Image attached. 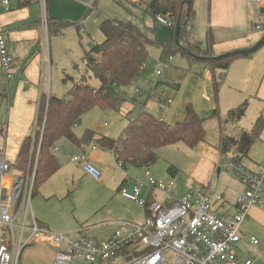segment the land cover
Returning <instances> with one entry per match:
<instances>
[{
  "label": "rangeland",
  "instance_id": "1",
  "mask_svg": "<svg viewBox=\"0 0 264 264\" xmlns=\"http://www.w3.org/2000/svg\"><path fill=\"white\" fill-rule=\"evenodd\" d=\"M141 1L145 3L150 0ZM17 3V0H12L10 10H5L1 5L0 8L3 13L11 14L16 11L14 8L17 7ZM29 9L31 15L36 17L35 20L39 21L38 4H31ZM142 10L132 3L124 2L121 5L114 0H83L82 2L73 0H49L47 3V16L49 19H54L58 23H61L63 28H60L61 34L56 33L50 36L49 45L52 64L49 74L47 72V66H43V69L46 71V84L43 86L40 85L39 95H41L42 88L46 95L52 94L56 97H63L72 86V80L69 79L64 83L63 78L68 76L76 81L80 79L81 75L85 74V64L81 59L84 57L85 52L90 50L91 44L101 43L103 41L102 34L99 30V23L105 17L120 21H135L141 19V27L148 26L155 28V35L158 40H169L167 36H171L172 28L154 24L152 18L146 14L144 15ZM77 27H79L78 30ZM253 33L260 39L264 36V31L256 32L253 30ZM11 48L9 47V50L12 56H14V48L12 46ZM263 50L264 45L260 46L254 52L258 54ZM154 53L155 49L152 47L149 51L145 68L137 81L128 87L117 88L118 94L116 96L121 100L114 109H102L99 106H95L79 118L73 127V133L78 139H81L87 130L105 137L117 139L121 135L123 128L129 124L130 119H136L143 111L159 118L157 105L160 106L161 104L156 99L148 100V92L145 88L146 81L156 83L160 80L156 76V62L154 61L156 54ZM173 64L177 69L191 70L192 73L197 74L199 77H202L205 68L202 64L192 62L188 57L181 56L180 54L173 56ZM1 80L0 87H4V82ZM88 82L91 86L99 87L100 85L99 81L93 76L88 78ZM136 87L143 90L144 93L138 94L135 91ZM161 89L165 88L161 87ZM212 90L214 92L213 83ZM218 96L217 93V98ZM172 99L175 101L174 97ZM145 103H147L146 106H144ZM190 103L193 107L195 106L193 102ZM209 112H211V109L207 111V107L202 106L199 113L205 117ZM217 120L218 117H213L204 121V129L206 131L205 143L213 144L218 139L219 127ZM6 121L7 113L5 103H0V132L3 126V132L0 133L1 149L6 139L3 136V133L7 129ZM35 121L36 113L34 114L32 125ZM93 146L96 149L97 156L104 161L103 167L97 166L100 170H103L101 171L102 176L99 180H93L83 172L78 171L77 169H79L80 164L71 161L74 156L80 155L82 151L91 153ZM56 147L58 151L55 152V156L60 164V168L38 188L37 194L30 199L27 224L30 225L32 218H34L38 225L47 228L51 232L64 233L70 239L77 238L78 235H76V232L82 228L87 229L85 232L87 236L96 239L106 238L112 233V229L114 231L122 229L119 226L114 228L109 225H103L101 222L115 220L117 215V217H121V214L128 211L129 207L124 204V199L116 192L117 185L125 177L124 172L128 175L124 188L129 194H132V182L135 180L144 181V174L149 172L150 177L164 184L173 180L176 185L177 196H182L188 191L187 186L191 172L187 171L188 166L194 164V156L201 153L198 147L191 151L183 144L178 143L161 148L158 151L159 160L153 166L135 168L128 164H124V167H121L119 162H116L115 156L94 143L78 147L69 140L62 139L56 143ZM249 158L252 159V156L247 154L243 158V161L250 163ZM169 164L176 166L178 169L175 177H171L166 171ZM244 165L246 164L244 163ZM248 168L251 169L253 166L248 165ZM105 169L107 171H104ZM218 187L220 188V185L217 182L210 183L209 189L213 195L220 191ZM140 197L142 198V196ZM125 201H128L136 209L138 213V220L136 222L143 221L145 218L144 209L128 199ZM55 250L56 248L53 245L32 242L23 249L19 264H53ZM247 255L251 256L248 250ZM244 256L241 253H237L239 261Z\"/></svg>",
  "mask_w": 264,
  "mask_h": 264
},
{
  "label": "crops",
  "instance_id": "2",
  "mask_svg": "<svg viewBox=\"0 0 264 264\" xmlns=\"http://www.w3.org/2000/svg\"><path fill=\"white\" fill-rule=\"evenodd\" d=\"M126 1L135 5L142 2L141 0ZM34 3L38 4L36 0H32L27 7H16L14 8L16 11L11 14L3 13L0 8V30L6 36L8 46L10 48L12 46L15 51V54H13V75L7 86L5 85L4 76L0 70V80L2 79L4 82V87H0V103H5L7 113V129L3 133L6 139L4 140L3 148H0V153H3L4 158L11 165L16 160L22 141L31 133V129L34 127L35 122L33 125L32 122L34 114H37V106L41 96L39 95L40 85L43 86L46 84V71L43 69L44 65L42 63L39 46L42 30L39 21L35 20L36 17L31 15L29 9V6ZM193 8L196 16L191 27L192 38L195 41L204 43L207 33L211 32L216 42L215 51L218 55L233 50L249 48L260 39L253 33V21L258 14L264 15V3L255 6L246 0H194ZM161 26L167 27L165 25ZM78 29L79 27H77ZM168 32L170 33V31ZM167 37L172 39L173 30L171 36ZM153 48L155 49L154 54H156L154 61L156 62L157 71L160 49L158 47ZM47 72L49 74L48 67ZM158 77L160 80L156 82L158 85L157 90L165 91L171 99L173 97L175 98V101L172 99L173 102L170 105L161 102H159L161 104L160 106L157 105L159 119L164 120L168 124L172 125L178 121H182L185 116V108L190 102L194 103V109L198 113L202 109V106H206L207 111H210V109L213 111L218 108V139L213 144H208L204 141L197 146L200 148L201 153L194 156V164L188 166L187 171L191 172L187 190H189L194 182L206 184L208 187H210V183L217 182L220 185V188L218 187L220 191L217 194L224 200V205L219 207L218 214L223 216L233 213L234 204L237 197L243 192V187L234 174L226 173L219 168L222 155L216 149V145L222 132L227 136H237L241 131H251L259 117L264 120V50L258 54L253 52L248 57L235 59L230 64L228 69L220 75L219 96L217 100L212 90V75L206 67L203 70L202 77H199L197 74L192 73L191 70L177 69L173 64L172 58L168 67L163 70V75ZM149 82L153 81L145 82L146 90H148L147 83ZM92 87L98 88L95 86ZM161 87L165 89H161ZM137 90L141 89L136 87L135 91L137 92ZM49 91L51 92L50 88ZM141 91L144 93L143 90ZM116 93L118 94L117 89ZM41 94H45L42 88ZM123 100L125 99L123 98ZM148 100L152 99L148 97ZM243 103L247 104L244 116L236 123H224L228 112ZM133 119H130V121ZM204 123L203 128L205 127ZM2 132L3 126L0 133ZM55 149L54 154L58 151L56 146ZM91 150V153L85 152L88 158L87 161L96 168L103 167L104 161L97 156L96 149L91 148ZM248 155L252 156L253 160L249 158L250 163L243 160L241 162L243 164L245 163L247 167L248 165L253 166L251 169H256L259 161L264 157V127L258 139L249 150ZM156 162L147 167L153 166ZM170 165L174 166L172 164ZM174 167L177 169L176 166ZM77 170L83 172L93 180L100 179H94L87 174L82 165H79V169ZM98 170L100 172L103 171L99 168ZM10 171L9 175L12 174L14 176L17 174L13 169ZM104 171L107 170L105 169ZM177 172L174 174L167 173L171 177H175ZM125 173V177L122 178L116 187L117 194L121 187L126 186L128 175ZM175 187L171 190L170 194L174 198H179L180 196H177L178 193L176 194ZM143 189L140 193L142 198H147L148 200L156 199L159 201L166 200L165 194L160 192L151 193L147 189ZM119 195L121 194L119 193ZM120 197L124 199V204L129 207L128 211L121 214V217H117V215L115 220H107L101 222V224L114 228L119 226L122 227L121 230H127L126 224L141 223L142 221L136 222L138 220L136 209L128 201H125L127 199L122 195ZM142 208L145 211L146 217V209L144 207ZM113 231L114 229H112V233ZM250 238L257 240V244H252ZM247 250L251 256L247 255ZM235 251L236 258L237 253L245 255L241 261L237 258L239 263H243L246 259H251L254 264H264V193L261 196L260 202L250 209L249 217L244 221L241 228L240 246Z\"/></svg>",
  "mask_w": 264,
  "mask_h": 264
},
{
  "label": "built area",
  "instance_id": "3",
  "mask_svg": "<svg viewBox=\"0 0 264 264\" xmlns=\"http://www.w3.org/2000/svg\"><path fill=\"white\" fill-rule=\"evenodd\" d=\"M11 1L0 0V5L10 10ZM48 1L36 0L42 30L39 44L42 63L50 70ZM246 1L255 6L264 3V0ZM155 19L157 24L174 27V22L167 15H156ZM253 29L256 32L264 31V15L256 16ZM171 60L170 57L168 61ZM13 64L7 38L0 30V68L6 86L13 75ZM167 67L168 64L158 61L157 76H162ZM147 87L150 99L166 105L173 102L165 91L157 90V83L149 82ZM137 93L141 94L142 91L137 90ZM41 128L36 120L31 131L32 137ZM38 156L37 150L32 170L24 175L13 176L9 175L11 164L0 153V264H19L23 249L32 242L55 246L53 264H254L251 259L239 263L235 249L240 246L241 228L249 217L250 209L260 202L264 193V157L256 169H250L242 162L222 155L219 168L234 174L243 187L233 213L223 216L218 214L224 200L218 194L213 195L206 184L194 182L186 194L174 198L170 194L175 187L172 180L164 184L146 172L144 181L132 182V194L124 187L119 189L124 198L146 209L147 216L141 223L126 224L127 230L115 231L104 239L87 236L86 228H82L76 232L77 238L70 239L64 233L51 232L38 225L34 218L30 225L27 224ZM87 159V155L81 153L71 160L82 165L91 177L99 179L101 172ZM119 164L122 167V163ZM143 188L151 193L165 194L166 200L141 198ZM250 241L257 244L254 238H250Z\"/></svg>",
  "mask_w": 264,
  "mask_h": 264
},
{
  "label": "trees",
  "instance_id": "4",
  "mask_svg": "<svg viewBox=\"0 0 264 264\" xmlns=\"http://www.w3.org/2000/svg\"><path fill=\"white\" fill-rule=\"evenodd\" d=\"M17 1V8H21L29 5L32 0ZM114 1L121 5L127 3L126 0ZM193 1L191 0L189 5H186V0H150L134 4L143 9L142 13L151 17L154 24H157L156 15H167L174 22L173 37L169 40H158L155 28L141 27V19L120 21L105 18L99 23V30L104 39L101 43L91 44L90 50L85 52L81 59L85 64V74L76 81L68 76L63 78L64 83L72 80L71 88L63 97L41 94L36 120L38 127L42 128L37 130L35 137L30 133L24 138L16 160L11 165V169L16 171L17 175H24L32 170L36 151H39L33 196L37 194L38 188L59 170L60 164L54 154V148L62 139H67L78 147L97 144L103 150L110 151L116 162L122 163L123 167L124 164H128L135 168H143L156 162L159 157L158 151L163 147L181 143L186 148L194 150L205 141L203 123L206 119L218 117V108L203 117L190 103L185 108L183 120L172 125L143 111L123 128L117 139L90 130L85 131L81 139L73 133V127L79 118L93 107L114 109L117 106L121 99L116 96V89L130 86L141 75L152 47L160 49L158 60L163 64L169 65V58L180 54L206 67L212 75L217 100L220 75L235 59L248 57L251 53L216 58L218 56L215 51L216 42L211 32L207 33L204 43L195 41L191 36V27L196 16ZM178 21L180 22L178 40L183 50L174 41V30ZM60 28H63L61 23L54 19L48 20L50 34L61 33ZM90 76L99 81L98 88L89 84ZM246 106L247 104L243 103L230 110L224 123L238 122L244 116ZM263 127L264 120L259 117L251 131H241L237 136H227L222 132L216 149L221 155L241 162L258 139ZM167 172L174 174L177 169L170 165Z\"/></svg>",
  "mask_w": 264,
  "mask_h": 264
},
{
  "label": "water",
  "instance_id": "5",
  "mask_svg": "<svg viewBox=\"0 0 264 264\" xmlns=\"http://www.w3.org/2000/svg\"><path fill=\"white\" fill-rule=\"evenodd\" d=\"M185 3H186V5H189L191 3V0H186ZM179 28H180V22L178 21L176 23L175 30H174V41L179 46V48L181 50H183V47L179 44V40H178ZM262 45H264V36L257 43H255L253 46H251L249 48L238 49V50H233L230 52L222 53V54L218 55L216 58H221L223 56L231 55V54L253 53L256 49H258Z\"/></svg>",
  "mask_w": 264,
  "mask_h": 264
}]
</instances>
